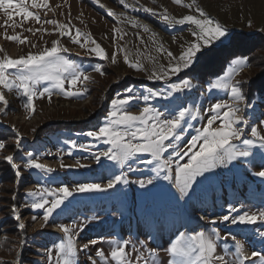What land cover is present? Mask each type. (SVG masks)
<instances>
[{"label":"rangeland","instance_id":"obj_1","mask_svg":"<svg viewBox=\"0 0 264 264\" xmlns=\"http://www.w3.org/2000/svg\"><path fill=\"white\" fill-rule=\"evenodd\" d=\"M190 2L184 0L185 4ZM49 3L52 10H35L42 22L49 19L70 22L73 35L75 29L91 33L105 50L107 58L90 53L88 50L94 47L90 41L82 48L68 35L60 36L53 31L56 26L52 24L42 25L29 20L23 23V27L7 29L9 35L20 33L28 37L29 42L25 44L4 39L2 34L5 29L0 27V47L13 58L51 47L52 41L58 40L61 47L68 49L61 54L91 77L79 85L82 90L80 95L69 97L56 90L52 92L51 100L47 94L44 97L37 95L34 112L23 107L24 101L18 97L16 90L4 92L8 105L0 103V108H5L0 112V142L6 145L0 149V262L50 264L49 250L54 257V246L64 237L59 225L75 224L79 264H91L90 256L96 264H101L96 251L103 249L108 256L112 247L109 241L112 239L129 241L126 251L132 264H153V261L155 264H168L171 259V254L167 252L170 243L180 233L190 234L200 230L218 232L216 254L225 257L222 264H236L241 255L249 257L245 264H262L252 253L264 254V221L258 219L253 224H232L221 219L229 214V206L237 209L231 212L232 217L244 212L264 211V177L256 175L264 170V148L259 144L250 149L249 157H238L232 163L218 166L203 178H198L189 195L181 199L174 187V165L171 173L162 171L157 176L155 162H143L151 159L149 154L136 158L131 163L132 170L127 165L121 166L103 157L97 163L95 155L105 151L109 145L86 133L98 130L110 111L111 100L118 94L119 98H124L125 89L131 88L134 99L125 108L133 113H138L146 103L165 113L176 109L177 105L200 110L197 119L188 118V123L183 125V139L178 142L182 148L196 134V129L206 123L211 104L218 100L231 102L228 89L209 90V84L220 78L227 80L233 62L246 58L240 71L231 77L232 81L241 82L246 96V100L240 102V115L244 116L247 124L239 127L244 129L242 139L252 138V126L258 127L264 134V0H196L210 17L228 29L230 38L202 48L190 69L165 80H150L148 77L153 69L160 66L167 68L170 60L173 64L177 62L181 53L196 40L192 35L195 27L189 24L169 26L141 9L146 6L159 12L166 8L170 15L180 18L187 14L198 15L195 8L189 9L173 0H124V4L120 0H100L99 4L95 0H67V3L65 0H49ZM108 9L117 15L109 16ZM129 18L148 25L151 32L157 34L155 40L163 45L165 51H157L158 44L153 43L151 32L133 26L127 22ZM5 19L0 12V25ZM15 19L19 24L20 18ZM42 26L48 31L33 34L26 30ZM114 28H119L121 32H114ZM168 51L177 59L172 60L167 55ZM114 52L115 63L112 61ZM3 54L0 52V56ZM126 54L130 61H139L143 68L138 70L125 63ZM97 67L101 68L100 72L95 70ZM184 78L191 79V89L174 93L173 97L150 96V91L164 92L170 83ZM46 86L48 82H41L37 85V92ZM145 96H149L147 101ZM214 126H219V122ZM73 143L76 147H72ZM235 143L243 150L240 141ZM28 152L55 171L47 173L23 168ZM7 155H13L14 162L20 165L19 179L15 175L16 170L4 159ZM168 155H171V150L165 158ZM186 161L187 157L181 163ZM61 162L74 167L62 168ZM78 162L87 167H75ZM121 170L127 174V185L119 184L105 192L76 193L55 210L47 224L43 220L44 209L30 207L39 199L29 196L37 185L53 190L61 185L71 188L77 183L104 184ZM165 175H170L172 179L165 180ZM139 179H153V183L141 188L133 183ZM14 195L15 200L12 199ZM46 198L52 199L50 195ZM13 204L19 214V222L25 224L23 230L17 227ZM80 225H83L82 229ZM232 235L242 242L240 251H237ZM92 239L99 242L80 251V246ZM153 249L155 256L150 255ZM137 254L144 259L137 262ZM109 264L115 262L109 260Z\"/></svg>","mask_w":264,"mask_h":264},{"label":"snow or ice","instance_id":"obj_2","mask_svg":"<svg viewBox=\"0 0 264 264\" xmlns=\"http://www.w3.org/2000/svg\"><path fill=\"white\" fill-rule=\"evenodd\" d=\"M97 4L100 0H95ZM178 5H183L189 9L195 8L198 15L187 14L183 17H175L168 13L167 9L163 11H156L146 6L142 7V11L149 13L151 16L158 17L159 20L165 22L169 26L175 24L193 25L195 30L192 35L196 40L191 42L184 50L176 63L169 62L167 68L160 66L158 69H153L148 79L150 80H165L171 75L178 74L185 69H190L194 64L197 53H200L202 48L213 44L215 41L223 42L229 39L230 34L228 29L219 21L210 17L201 7L196 3V0H191L190 3H184V0H173ZM67 3V0H65ZM124 4V0H120ZM132 7L130 5H126ZM59 7V5L57 6ZM39 9L52 10L49 0H0V12L6 17L4 24L0 25L5 31L3 38L8 41L18 42L20 44L28 43V37L22 36L20 33L9 35L7 29L9 27H23V23L33 20L38 24H52L53 31H56L60 36L68 35L74 43L80 44L82 48L88 45L89 41L94 47L88 51L94 53L96 56L106 59V52L103 47L92 38L91 33H84L80 29H75V34H72V28L69 23L59 22L54 19L44 20L42 22L39 15ZM109 16H116L117 14L108 9ZM16 17L20 18V23L16 22ZM135 27H142L145 32H151V29L146 24H140L138 21L129 18L128 21ZM250 23V22H249ZM35 34L36 31L47 32L48 30L40 29H26ZM114 32H121L119 28H114ZM126 35V33H125ZM156 33L151 32L153 43L158 44L155 40ZM83 37V41L81 38ZM123 38V35L120 37ZM36 47V45H32ZM159 52L165 51L162 44H158L156 49ZM67 48L61 47L58 40L52 41L51 47H44L37 52H28L26 55H20L13 58L4 52L0 47V52L4 54L0 56V103L5 106L8 105V100L5 97V90H16L18 97L24 101L23 107L30 111H35L34 98L39 95L44 97L47 94L51 100L52 92L54 90L65 96L80 95L82 90L79 85L84 80L91 79L79 69V67L71 60L66 58L61 53H66ZM119 51V49H118ZM167 55L172 59L177 58L168 51ZM246 58H239L233 62L234 66L227 73V80L224 78L217 79L215 82L209 84V90L212 89H228L230 92V100H218L211 104L207 121L201 128L196 129V134L192 135L186 144L181 148L179 143L183 139L184 124L188 123V118L197 119L200 116V110L196 108L184 107L177 105L176 109H169L167 113L158 110L150 104H145L138 113L127 111L125 106L128 105L134 97L131 95L132 89H125L126 95L124 98H113L110 104V111L105 117L103 124L95 131H89L87 136L93 137L97 140H103L107 145L105 151L97 153L94 157L97 163H100L101 158H106L109 161H114L117 164L127 165L129 170H132L131 163L135 162L141 154H149L151 159L143 161L146 164H153L156 167L154 171L157 176L162 171L171 173L175 172L174 187L179 193V198L183 199L189 195V191L193 188L198 178H203L206 173L216 169L218 166H225L237 160L238 157H249L251 155L250 149L259 144L264 148V134H261L258 127L252 126L250 134L252 138L242 139L244 129L239 127L241 124H247L244 116L240 115V102L246 100V96L242 91L240 81H232L231 77L240 71ZM112 61H116V52L112 55ZM125 63L135 69H142L143 65L129 60L128 55L124 56ZM96 71L100 72L101 68L97 67ZM41 82H48V86L43 87L42 91L37 92V85ZM67 85V87H66ZM193 87L192 81L189 78H184L178 82L170 83L167 90L150 91L152 97H173L174 93L184 92ZM145 101L149 96L144 97ZM253 107V105H248ZM5 111V108H0V112ZM174 113V114H173ZM219 122V126H214ZM264 123V122H262ZM240 141L244 146L243 150L235 143ZM18 146V145H17ZM6 145L0 142V149L5 148ZM72 147H76L73 143ZM83 147V145H81ZM171 150V155L165 158V154ZM26 162L23 164L25 169H38L43 172L52 173L55 170L39 162V159L34 157L32 152L26 153ZM175 157V159H173ZM187 157V161L181 163ZM4 159L15 169L17 179L20 178V165L14 162L13 155H7ZM60 167H74L64 165L61 162ZM75 167H87L80 165L79 162ZM256 175L264 177V170L259 171ZM165 180H170V175L163 177ZM129 179L127 174L121 170L119 174L112 175L107 183H77L69 188L67 185L49 190L46 187L37 185L36 189L29 192V196L38 197L39 199L33 202L30 207L33 209H44L43 220L45 224L49 221L56 209L60 208L62 204L76 193H91V192H105L109 189L115 188L119 184L127 185ZM141 188L153 183V179H139L133 181ZM51 196L49 200L46 197ZM13 200L16 199L14 195ZM12 211L17 221V227L21 230L25 228V224L20 221L19 214L15 204H13ZM237 211L232 206H229V214L224 215L221 219L223 221H230L232 224H253L258 219L264 221V211L258 213L244 212L242 215L236 217L231 216V212ZM34 219V218H33ZM216 223L215 220L212 221ZM77 226L59 225L60 230L64 233V237L58 245H55V256L53 257L52 250H49L48 259L50 264H79L78 249L76 245V237L74 229ZM81 229L83 225L79 226ZM264 235V234H262ZM219 238L218 232L212 233L203 230L193 231L190 234L180 233L174 241L170 243L167 252L171 254V259L168 264H222L225 262L223 255L216 254L217 243ZM228 237L226 236L225 239ZM231 239L235 242L237 251L243 248L240 240L236 239L234 235ZM99 241L92 239L80 246V251L87 250L90 245H96ZM143 243V242H141ZM112 245L108 256L105 255L103 249H97L96 257L99 258L101 264H109V260L115 264H132L129 253L126 248L129 241L112 239L109 241ZM150 255L155 256V250L150 251ZM253 257H258L262 264H264V254L253 252ZM91 264H96V261L90 256L88 258ZM136 261H142V255L137 254ZM249 257L241 255L236 264H245V260ZM0 264H10V262H0ZM147 264V262H145ZM153 264L155 262L153 261Z\"/></svg>","mask_w":264,"mask_h":264},{"label":"trees","instance_id":"obj_3","mask_svg":"<svg viewBox=\"0 0 264 264\" xmlns=\"http://www.w3.org/2000/svg\"><path fill=\"white\" fill-rule=\"evenodd\" d=\"M252 91V90H251ZM261 93V92H260ZM251 94H253V92L251 93Z\"/></svg>","mask_w":264,"mask_h":264}]
</instances>
